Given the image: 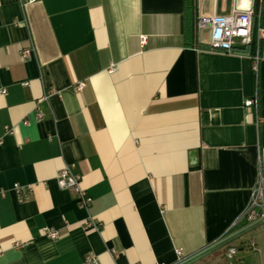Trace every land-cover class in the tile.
<instances>
[{
    "label": "crops",
    "instance_id": "obj_1",
    "mask_svg": "<svg viewBox=\"0 0 264 264\" xmlns=\"http://www.w3.org/2000/svg\"><path fill=\"white\" fill-rule=\"evenodd\" d=\"M243 1L0 0V264H177L178 249L247 227L264 175V43L256 71L196 27ZM65 167L89 209L59 188Z\"/></svg>",
    "mask_w": 264,
    "mask_h": 264
},
{
    "label": "built area",
    "instance_id": "obj_2",
    "mask_svg": "<svg viewBox=\"0 0 264 264\" xmlns=\"http://www.w3.org/2000/svg\"><path fill=\"white\" fill-rule=\"evenodd\" d=\"M37 0H26L25 4L33 3ZM254 4H250L245 9L241 6L236 5L232 10L231 14L228 16L214 14L212 16H200L197 19L196 27L198 31H208L210 34L209 51L214 53H233L234 48L238 45L241 47L250 46L253 43L254 38L257 40V53L254 56V61L256 62L255 70L257 71V63L260 55V50L262 43H264V28L260 23V13L259 20L255 22V11ZM144 40V38H143ZM35 48L31 47L22 52V57L24 59H29L35 55ZM84 84L79 85V90H82ZM2 94H6V91H2ZM259 99L258 95L255 94L254 97L247 99L244 103L246 108L254 107L258 110ZM38 119L42 118V114L38 113ZM27 125V122H25ZM57 184L63 191H68L74 195L76 203L83 209H89L92 205V197L89 196L86 190L81 186V178L74 174L69 167H65L60 170L56 177ZM256 184L252 190V195L249 203L247 204L245 210L238 219V223H244L246 226L254 225L256 223H261L264 226V175L261 173L256 180ZM14 191L20 197L23 193L19 185H15ZM89 226H95L90 223ZM99 229L98 226H95ZM44 235L52 240L59 237V232L46 228L44 230ZM18 247L20 245H17ZM256 241H253L250 245L254 250L256 249ZM21 247V246H20ZM238 250L236 247H230L225 256L227 259H234ZM114 254H117L114 252ZM177 254V264L181 263L186 259L183 250L178 249ZM84 264H99L97 258L93 254H89L85 257Z\"/></svg>",
    "mask_w": 264,
    "mask_h": 264
},
{
    "label": "rangeland",
    "instance_id": "obj_3",
    "mask_svg": "<svg viewBox=\"0 0 264 264\" xmlns=\"http://www.w3.org/2000/svg\"><path fill=\"white\" fill-rule=\"evenodd\" d=\"M244 240V246L239 248L238 254L234 259L229 260L226 258L225 248L207 256L199 261L198 264H264V226L245 236ZM253 241H256L257 244L255 250L250 247Z\"/></svg>",
    "mask_w": 264,
    "mask_h": 264
},
{
    "label": "water",
    "instance_id": "obj_4",
    "mask_svg": "<svg viewBox=\"0 0 264 264\" xmlns=\"http://www.w3.org/2000/svg\"><path fill=\"white\" fill-rule=\"evenodd\" d=\"M261 223H256L254 225L247 226L240 231L229 235L228 237H225L224 239L214 243L213 245H210L209 247H206L199 251L198 253L192 255L191 257L186 258L179 264H195L202 259L206 258L207 256L216 253L220 250H223L227 247H229L231 244L243 239L245 236L256 230L257 228L261 227Z\"/></svg>",
    "mask_w": 264,
    "mask_h": 264
},
{
    "label": "trees",
    "instance_id": "obj_5",
    "mask_svg": "<svg viewBox=\"0 0 264 264\" xmlns=\"http://www.w3.org/2000/svg\"><path fill=\"white\" fill-rule=\"evenodd\" d=\"M263 3L264 0H254V11H255V22L259 20V13H260V23L262 21V13H263ZM192 6V5H191ZM233 53L241 54V55H250L254 57L257 53V40L254 38L253 43L250 46L234 48Z\"/></svg>",
    "mask_w": 264,
    "mask_h": 264
},
{
    "label": "bare ground",
    "instance_id": "obj_6",
    "mask_svg": "<svg viewBox=\"0 0 264 264\" xmlns=\"http://www.w3.org/2000/svg\"><path fill=\"white\" fill-rule=\"evenodd\" d=\"M247 3H248V1H247V0H244V1H243V7H246ZM240 6H241V5H240ZM243 7L241 6L242 9H244Z\"/></svg>",
    "mask_w": 264,
    "mask_h": 264
}]
</instances>
